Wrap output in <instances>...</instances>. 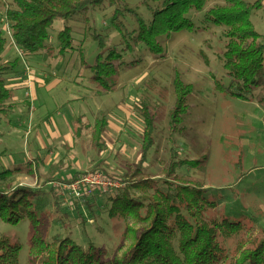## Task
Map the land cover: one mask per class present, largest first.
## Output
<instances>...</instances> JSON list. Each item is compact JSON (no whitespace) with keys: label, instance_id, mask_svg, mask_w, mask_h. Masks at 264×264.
<instances>
[{"label":"rangeland","instance_id":"obj_1","mask_svg":"<svg viewBox=\"0 0 264 264\" xmlns=\"http://www.w3.org/2000/svg\"><path fill=\"white\" fill-rule=\"evenodd\" d=\"M244 1L251 3L255 0ZM10 2L0 0V28H3L8 44L3 14ZM121 3L133 9L146 24L160 8L151 0H121ZM225 3V0H208L202 10L186 14L194 29L171 32L168 38L161 39L163 53L154 55L133 39L137 22L131 13L124 12L119 17L121 30L112 28L113 7L105 1L101 7L79 14L68 22L77 49L59 58L55 53L28 55L24 52L25 58L20 60V65L18 63L14 71L4 75L9 87L11 82L18 84L15 73L23 75L18 80L24 82L18 89H13L19 99L11 104L6 119L0 116V190L8 192L24 187L37 193L29 209L37 210L41 219L38 229L49 241L55 235L69 237L83 249L93 244L102 248L106 257H113L120 255L130 243L127 227L139 224L130 217L109 216L110 202L103 195L94 205L95 217L87 219L85 224L69 209L71 203L62 202L56 208L51 184L26 172V162L35 161L37 157L33 152L36 149L34 139L41 138V144L50 143L46 148L36 150L42 175L48 174L50 164L61 159L66 168L57 175L61 178L87 171L100 159L109 163L111 171L120 173L124 164L133 163L139 157L143 123L137 109L142 101L149 104L156 115L155 144L149 152L147 171L158 177L170 147L177 151V158L193 159L199 158L207 145L210 152L204 172L182 167L177 173L204 176L208 187L206 197L216 202L207 217H227L243 224L239 234L221 238L230 255L240 238L264 230V102L235 98L223 91L229 82L222 58L226 28L205 20L206 9ZM250 20L264 41V0L259 9L252 10ZM61 28L62 21L55 20L49 29L51 39L48 42L51 45L57 42L56 34ZM94 33H99L104 42L90 35ZM79 49L84 51L82 61ZM110 50L121 55L122 64L114 89L104 91L90 81L93 74L89 66L98 53L104 51L107 54ZM4 53V59L13 60ZM132 61H135L134 65L130 64ZM40 67L46 69L41 71ZM174 69L179 70L182 79L193 84V90L184 117V132L176 134L175 143L171 145L167 124L173 103L171 80ZM33 74L37 77L35 87L40 76H46L48 82L54 77L50 82L55 79L58 82L54 81L48 88L38 82L42 88L36 89L37 103L48 97L52 89L49 98L51 111L45 115L42 125L27 133L29 107L24 93L30 92L29 89L25 91L27 82L33 86ZM98 113L107 115L108 120L102 151L90 147V134L86 131L77 138L72 133L75 117L83 115L92 121ZM7 169H16V172L1 178L2 171ZM129 193L135 199L143 194L132 187ZM249 225L251 227L247 229ZM29 233L27 216L16 223L0 219V236L21 245L19 264L30 263ZM173 245L177 250V241Z\"/></svg>","mask_w":264,"mask_h":264},{"label":"trees","instance_id":"obj_2","mask_svg":"<svg viewBox=\"0 0 264 264\" xmlns=\"http://www.w3.org/2000/svg\"><path fill=\"white\" fill-rule=\"evenodd\" d=\"M105 1L108 6L113 7L112 28L121 30L119 17L124 12L131 13L137 22V30L133 34L135 42L142 43L150 53L161 55L164 51L161 39L168 38L173 31H192L194 25L186 14L202 10L208 0H151L160 8L154 11L148 24L133 9L122 4L121 0H11L3 18L12 31L15 43L26 54L55 53L59 58L77 49L72 27L68 22L79 14L101 7ZM225 1V4L205 11L206 21L226 28L222 58L229 82L223 91L235 98L262 103L264 41L250 20V13L262 6V0L251 3L244 0ZM55 20L62 21V28L56 34L57 42L51 45L48 42L51 39L49 29ZM90 35L95 39L101 38L99 33ZM101 41L104 42L103 39ZM7 44L3 28H0V116L3 117H7V112L11 111V104L14 103L13 90L7 86L4 75L18 66L17 58H3ZM83 52V49L78 51L81 61L84 58ZM121 58V55L111 50L107 54L104 51L98 53L89 66L93 74L90 81L101 90L112 91L122 64ZM134 63L135 61L130 62ZM171 89L173 103L168 113L167 132L168 141L173 145L175 135L184 132V117L188 113V100L193 84L182 79L179 70L174 69ZM25 103L30 107L28 100L25 99ZM137 110L143 123L138 159L124 164L120 173L111 171V166L104 159L98 160L87 170L101 171L106 177L120 179L124 187L72 199L69 207L80 222L85 224L87 219L95 217L96 201L102 195L106 196V200L110 202L109 216L130 217L139 224L127 227L130 243L126 249L120 255L106 257L102 248L90 244L83 249L69 237L55 235L49 241L38 229L41 219L37 210L29 209L37 193L24 187L8 192L0 190V219L10 223H16L25 216L29 219V264H264V230L251 237L240 238L234 253L230 255L221 238L239 234L243 224L227 217H207L208 211L215 208L216 202L206 197L208 187L204 176L177 173L182 167L204 172L209 147L204 146L200 157L193 159L177 158V151L170 147L168 158L155 178L153 173L147 171L146 163L155 144L156 115L144 101ZM72 125L73 137H81L86 131L90 134L91 148L97 151L105 148L103 135L108 126L107 115L98 113L92 121L80 115L73 119ZM39 159L37 155L35 161H27L26 172L43 178L44 183L71 181L87 172H75L67 178L58 177L61 170L66 169L61 159L50 164L48 174L42 175L39 172ZM14 172L16 169L2 171L1 178ZM131 187L143 194L136 199L131 197ZM51 190L56 208H59L62 201L53 187ZM250 227L251 225L246 228ZM174 241H177V250L174 248ZM20 250L19 243L0 236V264H19Z\"/></svg>","mask_w":264,"mask_h":264},{"label":"built area","instance_id":"obj_3","mask_svg":"<svg viewBox=\"0 0 264 264\" xmlns=\"http://www.w3.org/2000/svg\"><path fill=\"white\" fill-rule=\"evenodd\" d=\"M5 32L17 56L23 61L25 53L23 49L15 43L12 37V31L8 25L5 28ZM26 69L28 70V67H26ZM49 183L51 187L55 188L57 195L64 203H71L72 199H80L82 196L89 197L95 193H104L108 190L124 186V183L121 182L120 179L106 177L101 171H87L79 174L71 181H51Z\"/></svg>","mask_w":264,"mask_h":264},{"label":"crops","instance_id":"obj_4","mask_svg":"<svg viewBox=\"0 0 264 264\" xmlns=\"http://www.w3.org/2000/svg\"><path fill=\"white\" fill-rule=\"evenodd\" d=\"M9 46H10V44H7L6 49L4 51L5 52L4 54H6V56H8V57H10L12 59L17 58L18 59V63L20 65V59L17 56L14 47L13 46L12 47L11 46L9 47ZM7 48H9V49H7ZM44 67H40L41 71L46 69ZM34 74H33V86L31 87L30 82H27L26 83V90H25V86L22 87V88H24L25 91H27V89L30 90V92L29 91H27V92L30 94V96L32 98V100L29 101V97H30L29 94L28 93H24V100L25 99L28 100L29 101V104H30L29 111H28V115H27V122H26L27 123V128H26V130H27L26 132L27 133H31L32 129L34 131L39 125H42L43 124V120L45 118V115H48L49 112L51 111L50 110V107H49V100H50L49 98H50V94H53L51 92L52 89L50 90V92H48V97H45V98H43L41 100V103H37L39 97H38V94H37L36 89L37 88H40V87L42 88V85L44 86V88H48L49 86L52 85V83H54V81L55 82H58V80H56V79L54 81L50 82L52 79H54V77L51 80H49V82H48L46 80V78H45L46 76L45 77L40 76L39 77V80L40 81H38V82H41L42 85H40L37 82V85L38 86L35 87L36 86V79H37V77L35 76L36 77V79H35ZM15 75H16V80L15 81H17L18 84H15V83L13 84V82H11V86L10 87L12 88V90L13 89L14 90L15 89H18L19 88V85L21 84V82H24L23 79L18 80V78L20 76L23 77V75H20L18 73H15ZM34 82H35V84H34ZM17 99H19V97H17L16 95L13 94V101H14V103L16 102ZM41 104H45V106L44 105L42 106ZM43 107H44V109H43ZM1 118H5L6 119V117H3V116ZM40 139L41 138H35L34 139L35 140L34 145L36 147V149H34V151H33L34 152V156H37V154H38L36 150L44 149V148H46L48 146V144H50V143H47V142H45L44 144H41ZM30 161H34V160H30Z\"/></svg>","mask_w":264,"mask_h":264}]
</instances>
